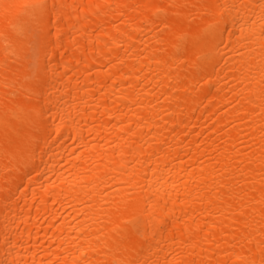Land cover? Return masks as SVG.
<instances>
[{
	"label": "bare ground",
	"instance_id": "bare-ground-1",
	"mask_svg": "<svg viewBox=\"0 0 264 264\" xmlns=\"http://www.w3.org/2000/svg\"><path fill=\"white\" fill-rule=\"evenodd\" d=\"M0 264H264V0H0Z\"/></svg>",
	"mask_w": 264,
	"mask_h": 264
}]
</instances>
